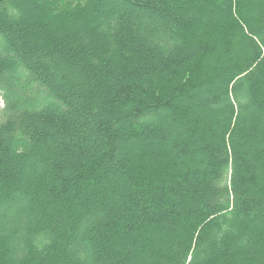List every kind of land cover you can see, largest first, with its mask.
Returning <instances> with one entry per match:
<instances>
[{
    "label": "trees",
    "instance_id": "16d2710c",
    "mask_svg": "<svg viewBox=\"0 0 264 264\" xmlns=\"http://www.w3.org/2000/svg\"><path fill=\"white\" fill-rule=\"evenodd\" d=\"M0 264H264V0H0Z\"/></svg>",
    "mask_w": 264,
    "mask_h": 264
},
{
    "label": "rangeland",
    "instance_id": "374dc122",
    "mask_svg": "<svg viewBox=\"0 0 264 264\" xmlns=\"http://www.w3.org/2000/svg\"><path fill=\"white\" fill-rule=\"evenodd\" d=\"M5 100L3 98V96L0 95V109H2L5 106Z\"/></svg>",
    "mask_w": 264,
    "mask_h": 264
}]
</instances>
